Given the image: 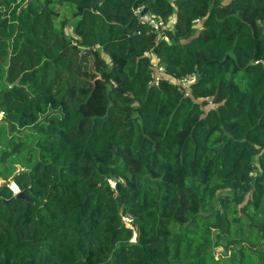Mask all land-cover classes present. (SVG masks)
Listing matches in <instances>:
<instances>
[{"label": "trees", "instance_id": "1", "mask_svg": "<svg viewBox=\"0 0 264 264\" xmlns=\"http://www.w3.org/2000/svg\"><path fill=\"white\" fill-rule=\"evenodd\" d=\"M96 1L0 0V264H264V0Z\"/></svg>", "mask_w": 264, "mask_h": 264}, {"label": "built area", "instance_id": "2", "mask_svg": "<svg viewBox=\"0 0 264 264\" xmlns=\"http://www.w3.org/2000/svg\"><path fill=\"white\" fill-rule=\"evenodd\" d=\"M146 6H140L134 10V16L137 17L142 23L150 26L157 33V41L162 39L164 31L167 29L166 24L160 18L153 16L151 13H146L143 15V11ZM195 24H200L201 21L196 19L194 21ZM147 57H150L153 62L154 71H153V80L155 82L165 73V68L162 66L160 59L154 53H146ZM195 81V77L192 75H188L183 77L178 82V86L182 88H188ZM5 112L0 110V122L4 119ZM113 189H116V183L109 180ZM8 187L11 190L13 196L19 194L22 190L15 182H9ZM122 220L127 228L132 229L133 227V219L129 215H122Z\"/></svg>", "mask_w": 264, "mask_h": 264}, {"label": "rangeland", "instance_id": "3", "mask_svg": "<svg viewBox=\"0 0 264 264\" xmlns=\"http://www.w3.org/2000/svg\"><path fill=\"white\" fill-rule=\"evenodd\" d=\"M1 149L2 148L0 147V152H1ZM25 154L27 155V152L20 154L19 157L16 156V157L12 158L11 160H9L8 164H6V165L0 164V186L2 184H4V182H5L4 180H2V178H4V176H8V174H10L12 171H14L16 169H22V168H25L27 166V164H25V162L23 160V157L26 156ZM228 255H229V253H225V250L216 249L212 253V263L213 264H231L229 262V260L227 259ZM254 263H255V259L248 258L247 262L245 264H254Z\"/></svg>", "mask_w": 264, "mask_h": 264}, {"label": "water", "instance_id": "4", "mask_svg": "<svg viewBox=\"0 0 264 264\" xmlns=\"http://www.w3.org/2000/svg\"><path fill=\"white\" fill-rule=\"evenodd\" d=\"M30 0H28L29 2ZM151 1L152 0H147V6L145 7L144 11H143V15L146 14V13H150V7H151ZM101 2V0H97L95 5L96 6L97 4H99ZM26 6V5H25ZM14 177H12L9 182H14ZM8 182V183H9ZM116 190L118 192L121 191V185L119 183L116 184ZM15 199H25V200H28V197L26 195V193L24 191H21L19 194H17L16 196H14ZM225 253H227V250H225Z\"/></svg>", "mask_w": 264, "mask_h": 264}]
</instances>
